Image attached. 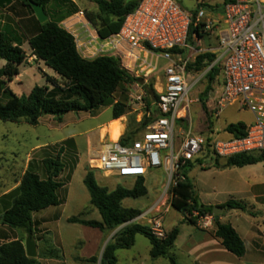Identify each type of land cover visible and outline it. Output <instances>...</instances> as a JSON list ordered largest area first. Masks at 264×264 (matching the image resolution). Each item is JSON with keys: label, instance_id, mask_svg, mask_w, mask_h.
<instances>
[{"label": "rangeland", "instance_id": "374dc122", "mask_svg": "<svg viewBox=\"0 0 264 264\" xmlns=\"http://www.w3.org/2000/svg\"><path fill=\"white\" fill-rule=\"evenodd\" d=\"M187 11H196L199 4H208L210 6L222 5L225 0H177ZM80 8L78 11L83 14H77L76 18L67 23L69 29L80 34L82 29H78L82 24L93 31L92 25L87 20L88 15L91 20L99 24L101 14L96 3L93 0H78ZM19 7L16 8L17 13ZM16 13V14H17ZM19 19H17V17ZM15 21L5 15L0 18L6 20L21 36L23 40V49L26 52L27 59L20 67L21 74L10 84L11 90L19 95H29L36 86L49 85L48 78L55 77L60 84L65 82L60 79L56 73L48 68L44 62L37 60L28 43V38L32 35L26 29L27 14L18 13ZM75 16V15H74ZM73 16V17H74ZM71 18V17H70ZM3 23L1 22L0 30ZM73 27V28H72ZM203 41V51L212 52L217 48L216 41H212L210 36ZM215 39V37H214ZM195 44V39L192 45ZM195 47V46H194ZM210 50V51H209ZM6 62L0 60V68L4 67ZM217 64L216 61L213 65ZM162 65H165L162 63ZM220 68V77L222 79V64L218 63ZM210 67H204L200 71L192 70L188 81L193 84L199 78L200 81L193 87L189 94L192 100H196L189 111V120L185 123L186 127L192 128L194 133H208L209 130H219L221 136H226L225 128L230 124L243 123L246 126L254 122V116L247 110H239L237 106L228 107L221 115L216 118L212 113L213 103H205L207 97H202V93L207 86L206 74ZM132 85H122L114 94L109 104L100 110L88 112H71L62 117V122L53 116H44L38 125L32 126L21 121L20 123L0 121V215L10 204V200L4 199V195L17 189L25 171L32 167L41 177H45L43 160L48 156H56L62 143L74 138L77 146V152L68 151L65 155L66 169L63 171L60 180L65 183V187L58 193L63 204L58 207H50L44 211L34 214V232L31 233L32 240L37 247L38 256L36 259L39 264H101L103 253L110 243L127 226L132 224H141L151 226L150 219L162 216V228L167 234L174 228L180 230L179 238L170 254L175 258L177 264H209L216 262L220 264H251V255L244 259H239L230 255L225 249L221 253L218 249L208 251L204 246L193 247V239L196 237L197 229L188 221L190 216L177 211L172 207V197L168 205L170 210L166 212L167 207H162L160 213H153L150 218H136L115 230L105 232L100 229L91 228L81 224L69 222L71 218L82 220L102 221L99 210L92 205L91 195L85 184V178L89 171H94L96 180L101 187H107L110 191L117 187L132 189L136 183L135 178H119L107 176L105 173L95 169L94 156L97 153L98 146L106 137V142L110 141L109 135H102V129L112 119L113 106L117 102L127 105V114L121 120V131L134 132L138 126L133 125L132 119L140 122L141 111H135L130 105V94L133 93ZM152 94V93H151ZM9 95H4L2 102H6ZM185 127V128H186ZM146 129V128H145ZM181 124L177 123L176 135H180ZM143 129L136 131L134 138ZM123 134V135H124ZM95 135L98 145L91 149L90 138ZM179 142V138L177 139ZM77 158V164L74 165V158ZM226 161L217 162L214 158H209L206 162V168L195 165L190 171V181L195 187L199 202L212 204L214 207L228 200L243 201L250 203L253 194L257 191H264V186H259L264 180V162L238 167H224ZM168 176L163 169L152 171L145 177V184L149 190L147 196L138 199H126L122 206L126 209L139 210L142 213L147 212L154 204L160 201L166 186ZM254 186H258L255 187ZM1 198H3L1 200ZM8 204H7V202ZM225 222L231 223L242 231L247 227L250 220L248 212L240 210H228L224 213ZM228 223V222H227ZM215 227V225L213 226ZM29 232L23 229H10L0 224V243H7L21 239L26 244ZM250 247V242H249ZM151 243L142 234L136 236L135 245L130 249H120L117 251V264H173L168 258L153 259L150 255ZM228 256H233L231 260ZM95 258V261L92 259Z\"/></svg>", "mask_w": 264, "mask_h": 264}, {"label": "built area", "instance_id": "2783aa9c", "mask_svg": "<svg viewBox=\"0 0 264 264\" xmlns=\"http://www.w3.org/2000/svg\"><path fill=\"white\" fill-rule=\"evenodd\" d=\"M193 20L195 25H203L207 36L216 35V63H221L223 70L222 79L206 103L214 104L211 114L216 118L232 106L249 111L254 122L246 126L244 136L229 133L227 127L226 136L217 129L194 133L185 125L191 106L197 102L189 94L200 81H188L192 72L188 66L198 55L188 41ZM78 29L82 33H70L83 58L116 57L138 79L132 84L130 105L136 112L141 111L140 122L147 118L150 123L126 145L120 140L106 142L105 137L93 162L95 169L119 178L139 179L152 171H165L168 184L160 201L139 219L150 218L155 211L160 213L162 207H167L166 212L170 210V191L185 180L182 171L189 164L206 168L209 158L219 162L264 153V0H235L220 12L200 8L195 18L177 0H141L126 16L121 30L108 38H101L95 28L91 31L86 24ZM150 85L152 92L146 89ZM177 123L182 127L179 136ZM190 217L204 229L215 225L213 213L193 211ZM150 223L153 235L164 239L162 216L150 219Z\"/></svg>", "mask_w": 264, "mask_h": 264}, {"label": "trees", "instance_id": "16d2710c", "mask_svg": "<svg viewBox=\"0 0 264 264\" xmlns=\"http://www.w3.org/2000/svg\"><path fill=\"white\" fill-rule=\"evenodd\" d=\"M13 1L28 8L37 22V31L28 38L33 55L37 60L44 62L65 83L60 84L55 77H50L48 83L52 88L49 85L36 86L29 95L19 96L15 94L11 90L10 84L21 74L20 67L25 63L27 56L22 47L23 40L19 33L9 24L5 25L0 31V56L1 60L6 62L5 66L0 68V121L14 123L26 121L27 124L36 126L44 116H53L62 122V117L67 113H92L100 110L109 104L120 86L132 85L138 81L122 67L120 59L116 57L100 56L92 60L82 57L74 35L61 25V22L79 13L74 4L68 6L67 0H61V3L57 4L61 6L58 7V15L49 17L48 22L41 24L30 5L31 0H0V6L4 7ZM32 1L41 5L49 15L47 8L53 0ZM93 1L102 15L100 23H94L88 15L86 18L103 39L118 33L126 16L133 12L141 2V0ZM234 1L225 0L222 5L216 6L202 3L192 13L195 18L200 8L220 12L226 4ZM13 10L14 8L11 7V11ZM202 26V24L195 25L193 20L189 31V43L192 44L195 37L200 40L208 35L203 32ZM216 60L217 55L214 53H200L195 62L188 66V71H200L204 67H210L206 74L207 86L201 98L207 97L220 82L219 65L218 63L213 65ZM146 89L152 92V85ZM4 95H9L6 102H2ZM146 102L150 103V98H147ZM112 106V120H117L127 114L126 104L117 102L112 103ZM132 123L138 126V129L134 132L125 133L120 138L122 144L126 145L133 140L136 131L144 130L150 120L144 118L141 122H136L133 118ZM226 129L229 133L240 137L245 135L246 125L243 123L230 124ZM76 150L74 138L65 140L56 156L50 155L43 160L44 178L29 166L18 188L3 196L4 199L10 200V204L6 201L8 206L0 215V224L10 229H23L33 233L34 214L50 207L61 206L63 202L58 193L65 187V183L60 180L67 167L64 158L68 151L75 154ZM262 162H264V153L243 154L228 159L224 167L243 168ZM76 164L77 158L75 156L74 165ZM194 166L189 164L188 168L182 171L185 180L171 189V205L177 211L188 216H191L193 211H199L202 215L212 214L214 207L205 206L199 202L195 187L189 179V173ZM85 184L91 195V203L99 210L102 221L71 218L69 219L70 223L85 225L105 232L132 222L141 215L139 210L126 209L122 204L126 199H138L148 195L144 178L137 179L132 189L117 187L110 191L107 187H101L98 184L94 171H89L85 178ZM222 206L227 207L228 210L247 211L244 204L233 200ZM188 219L190 223H196L194 218ZM215 227V236L221 240L223 246L238 258H243L247 252L246 244L234 227L229 223H221L219 218L215 219ZM179 233L180 230L176 227L168 232L164 239H159L153 235L148 226L129 225L120 232L113 243L107 245L101 264H117V251L133 247L138 234L144 235L150 241V255L153 259L168 258L173 264H177L170 251L174 247ZM92 259L95 261V258ZM0 264H39V262L36 258L27 256L23 241L17 239L0 243Z\"/></svg>", "mask_w": 264, "mask_h": 264}, {"label": "crops", "instance_id": "0c3cea01", "mask_svg": "<svg viewBox=\"0 0 264 264\" xmlns=\"http://www.w3.org/2000/svg\"><path fill=\"white\" fill-rule=\"evenodd\" d=\"M67 1H68V6L74 4L77 8H80L78 0H67ZM128 1H130V0H128ZM58 3L60 4L61 0H53L52 3L48 6V8H47V11L49 13L48 17H53V16L58 15L57 14V12L59 11L58 7H61V6L57 5ZM11 7L14 8L13 11H11ZM17 7H19V9H20V10H18L19 11L18 13L20 14V16L27 14V17H25L26 18V29L29 31L30 34H34V32H36L38 29L37 22L34 18V15L24 5L17 3L16 1H13L11 3L6 4V6H4V7L0 6V16L5 15V17H7V18L12 17L11 19H13L15 21V16L18 14L16 11ZM73 16H71V18L69 17L66 20H64L63 22H61V25L64 28H66L69 32H72V31L69 29L70 26L67 23H69L71 21V19L76 18L77 14L74 17ZM17 19H19V17H17ZM1 22L3 23L1 30H3V27L5 25H8V24H6L7 23L6 20L3 19V21H2V19L0 18V25H1ZM206 37H208V36H205L203 39H200V40H198V39L195 40V44L193 46H195V48L198 50V55L200 53L207 52V50L203 51V48H202L203 41L206 40L205 39ZM214 37H215V39H214ZM210 38L212 39V41L213 40L216 41V43L218 45V41L216 39L215 34L211 35ZM217 49H218V46L216 49H213V51L211 53H214L217 55ZM114 121H116V120L111 119L107 123V126L104 128H107L108 125ZM123 134L124 133L121 131V134H120V137L118 140H120V138L123 136ZM107 135H109V134H107ZM97 145H98V142L96 143L95 135H92L90 138L91 149ZM189 179H190V173H189ZM136 181H137V179H136ZM259 186H264V180H263V183H261V185H259ZM255 187H258V186H254V188ZM148 193H149V190H148ZM228 201H230V200H228ZM228 201H225L223 203H219V205H217V206H222V205L226 204ZM233 201H235V200H233ZM236 202L244 204L247 207V211H245V212H248L249 216H250V220L247 224V227H243L242 231H239V229H237V227H235L231 223V221H227L229 224H231L234 227V229L238 232V234L241 236V238L244 240V242L246 244V248H247L246 255L243 258H239V259H244L246 256H248L250 254L251 255V259H250L251 264H264V191L257 190L253 194L252 201L248 204L244 203L243 201H236ZM201 204H203L205 206L214 207L210 203L205 204V203L201 202ZM233 210H239V209H233ZM226 211H228V209ZM240 211H242V210H240ZM224 213L219 217V220L221 223H227L224 221L225 220ZM192 225L198 231V232H196L197 235H196L195 239L192 240L194 248L200 247L203 245L204 248L208 251H211L212 249L215 248V249H218L219 251H221V253H225L224 252V249H225L230 255L237 257L234 254L230 253L223 246L221 240L215 236L216 227L204 229V228L199 227L197 225V223L192 224ZM179 235H180V233H179ZM178 238H179V236H178ZM176 242H177V240H176ZM176 242H175V244H176ZM249 242H250V247H249ZM175 244H174V246H175ZM233 256H228V258L231 260V258ZM195 262L197 264L198 261H195ZM209 264H218V263L210 262Z\"/></svg>", "mask_w": 264, "mask_h": 264}, {"label": "water", "instance_id": "95a60500", "mask_svg": "<svg viewBox=\"0 0 264 264\" xmlns=\"http://www.w3.org/2000/svg\"><path fill=\"white\" fill-rule=\"evenodd\" d=\"M30 5L33 8L36 17L41 24L48 22L49 17L45 9L41 5H39L38 3L32 0L30 1ZM0 60H1V56H0ZM227 209H228L227 207L215 206L212 212L215 218L218 219ZM0 221H1V218H0ZM25 247H26V254L29 258L34 259L38 256L37 247L35 245V242L32 240L31 233H29L28 235Z\"/></svg>", "mask_w": 264, "mask_h": 264}, {"label": "bare ground", "instance_id": "6f19581e", "mask_svg": "<svg viewBox=\"0 0 264 264\" xmlns=\"http://www.w3.org/2000/svg\"><path fill=\"white\" fill-rule=\"evenodd\" d=\"M106 134H109L110 141H117L121 134V120L117 119L109 124L107 128L102 129V135L104 136Z\"/></svg>", "mask_w": 264, "mask_h": 264}]
</instances>
